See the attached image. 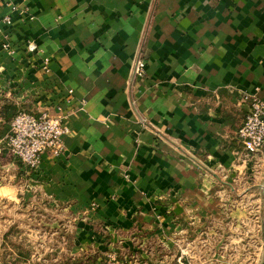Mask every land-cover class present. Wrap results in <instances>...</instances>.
<instances>
[{
    "label": "crops",
    "instance_id": "obj_1",
    "mask_svg": "<svg viewBox=\"0 0 264 264\" xmlns=\"http://www.w3.org/2000/svg\"><path fill=\"white\" fill-rule=\"evenodd\" d=\"M255 96L264 0H0L2 105L60 106L68 127L26 191L70 206L100 250L156 239L264 264V149L238 136Z\"/></svg>",
    "mask_w": 264,
    "mask_h": 264
},
{
    "label": "rangeland",
    "instance_id": "obj_2",
    "mask_svg": "<svg viewBox=\"0 0 264 264\" xmlns=\"http://www.w3.org/2000/svg\"><path fill=\"white\" fill-rule=\"evenodd\" d=\"M5 165H7L6 161L0 163L2 183L9 177L7 174L10 175ZM29 175L18 176L17 180L11 182L15 185L5 183L0 186L1 263L105 264L110 262L111 255L115 254L117 260L118 258L124 261L132 260L136 264H155L157 261L174 264L180 257L182 261L191 264H223L221 256L223 254L215 248H208L206 251L194 249L189 252V255H184L168 249L156 239L147 240L146 243L135 239V246L130 248L131 250L120 249L118 253L115 251L114 244L112 247L109 246L112 244L109 236L104 238L105 248L109 244L107 251L91 246L88 239L80 240L81 217L70 206L59 202L48 203L40 190L26 191L29 188V181L35 180L33 174ZM255 224H259L264 229V220L255 221ZM8 231L10 234L5 238V233ZM122 243V240L118 239L117 244ZM18 249L24 250L30 256L26 259L18 256ZM229 255L236 264L240 257H242L240 259L249 257L247 253L233 254L231 252Z\"/></svg>",
    "mask_w": 264,
    "mask_h": 264
},
{
    "label": "built area",
    "instance_id": "obj_3",
    "mask_svg": "<svg viewBox=\"0 0 264 264\" xmlns=\"http://www.w3.org/2000/svg\"><path fill=\"white\" fill-rule=\"evenodd\" d=\"M5 21L10 23L9 16ZM35 45L30 43L29 50ZM146 70V63L138 59L135 64V75L142 77ZM52 111L54 113H52ZM64 113L60 106L54 110L45 108L38 113L21 111L10 123L7 135L9 146L14 155L33 169V174L39 169L42 156L45 153L60 155L64 150L63 136L68 132L64 122ZM238 136L249 155H256L264 149V99L253 97L244 123L239 128ZM179 258V264H191ZM116 256L105 264H114Z\"/></svg>",
    "mask_w": 264,
    "mask_h": 264
},
{
    "label": "trees",
    "instance_id": "obj_4",
    "mask_svg": "<svg viewBox=\"0 0 264 264\" xmlns=\"http://www.w3.org/2000/svg\"><path fill=\"white\" fill-rule=\"evenodd\" d=\"M21 111L38 113L36 110L32 109L31 107L29 108L27 107V105L24 104L21 106H17L13 103H7L2 105L0 100V163L6 161L7 164L12 163L14 165L15 176L13 181L17 180L18 176H30L29 174H33V169L30 166L26 165L21 160V158L13 154V152L10 149L7 138V135L10 131V123L12 119L14 118V116H16V114H18ZM48 203H51V201L48 200ZM9 234H10L9 231L6 232L5 238L8 237ZM18 251H19L18 256L20 257H25L26 259L28 258V256H30L29 253H25L24 250L18 249ZM0 264H5V262L1 263L0 261ZM155 264H164V263L157 261ZM174 264H178V262H175Z\"/></svg>",
    "mask_w": 264,
    "mask_h": 264
}]
</instances>
